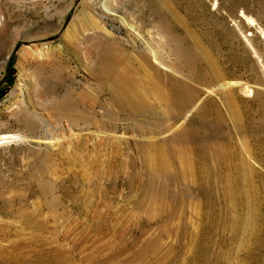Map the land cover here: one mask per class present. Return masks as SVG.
<instances>
[{
	"label": "rangeland",
	"instance_id": "rangeland-1",
	"mask_svg": "<svg viewBox=\"0 0 264 264\" xmlns=\"http://www.w3.org/2000/svg\"><path fill=\"white\" fill-rule=\"evenodd\" d=\"M99 30L148 108L132 116L110 103L105 129L79 130L46 103L67 87L105 89L68 39ZM51 47L75 80L56 79ZM172 82L166 118L156 92ZM179 129L173 161L159 142ZM83 132L119 137L102 150L125 161L118 177L88 168L89 148L71 145ZM9 134L20 138L0 144V264H43L42 252L65 255L59 264H264V0H0V138ZM76 153L95 200L127 215L85 211ZM27 210L48 228L27 227Z\"/></svg>",
	"mask_w": 264,
	"mask_h": 264
},
{
	"label": "bare ground",
	"instance_id": "bare-ground-1",
	"mask_svg": "<svg viewBox=\"0 0 264 264\" xmlns=\"http://www.w3.org/2000/svg\"><path fill=\"white\" fill-rule=\"evenodd\" d=\"M74 38H76V37L71 36L68 39H70V41L72 42L71 47L73 48V50L76 54V58L79 61L81 59L88 60L87 61L88 62L87 68L89 69L90 73L95 77V79H97V81L99 83L104 85L105 89H99L95 86H92V84H89V87L88 86L83 87L80 90H73L72 88L67 87V89L64 91V93H62L63 95L59 96V98H57L53 101H50L49 103H46L47 105H49V107H51L52 109L55 110L56 114L61 116L59 118V121L62 122L63 118H65V119H67L70 127H72V128L78 127L79 130L87 129V131H89V129H88L89 127H98V128H104L105 129L106 126H108V124L106 122L107 120H105V117H107L110 113H111V115L114 114V113H112L111 108L109 106L110 103H113L115 105L117 104L118 106H120L119 108L121 111L124 110V111L128 112L129 115H132V116H134L135 114L146 113L147 108H148V102L145 99V95H144V93L141 94V92L139 93L136 91V89H134L130 75H128V73L126 74L124 72L123 68H122L123 70H121L120 66L122 64H124L122 62V53H121L120 47L116 45L115 41L110 40L111 39L110 35L107 34L106 32H104L103 30H99L98 32L93 33V35H91V36H85L83 38L82 42H79L82 39L77 41L79 37H77L76 40ZM93 51H95V54L93 53ZM35 52L37 54L39 53V51H35ZM50 53H51V55L53 54V57H51L50 61H48V62H53V63H55L54 65L58 66V67H56V69L54 71L56 73V75H55L56 79L58 81L61 80V78H65V79L71 78V79L75 80L76 76L74 74L76 71L74 73H72V71L70 72V70L69 71L67 70V65H66V61H65L67 59H64L62 57L60 51H58L55 48H52ZM76 68L73 70H76ZM179 84H180V86L182 85V83H180V81H179ZM151 85H153V84L151 83ZM135 88H136V86H135ZM157 90L158 91L156 92V94L158 95V98H159L160 102L162 103V105H164V112L163 113L165 115H167L166 118H169V115H171L170 109H171V105H172V100H173V96L175 93V90L173 88V82L171 84H167V87H160L159 89L157 88ZM105 93L106 94L108 93V97H103V94H105ZM98 107H100L99 108L100 110H97ZM27 110H29V109H27ZM39 121H40V119H39ZM43 124L46 125V122H44ZM48 125H46V126H48ZM60 125L63 126V123ZM134 125L136 126L135 123H134ZM114 126L115 125H113V127ZM170 127H168V128L170 129ZM46 128L48 129V127H46ZM142 130L144 133H147L148 131H152V128L144 127V128H142ZM184 134H185L184 129H181L180 131H178L176 133L174 132V134H172L170 137H168L164 141L159 142V143H162L163 145H166L165 147H167V151L169 153H171L172 156L175 158V159H173V161H175V160L180 161L183 158V150H179V149L177 150V148L175 149L173 142L180 140V139H181L180 141L184 140ZM47 137L51 138L53 136L48 135ZM19 138H20V136H16L13 134L5 135V136L0 138V144H3L5 142H10V141H15V140H18ZM118 138L116 136L110 137L109 135H103V136H100V138L99 137L96 138L92 134V132H83V133H79V135H77V137L72 140L71 145L74 149H76V151H78V150L82 151L85 148H89L87 150V153L85 156V162H86V165L88 166L89 169L96 168V177L97 178L101 179L103 177L109 176V177H111V179H113V178H116L120 175V173L122 172L123 165L125 164V161L121 158L119 152L115 151V152H112V154H110L111 152L110 153H108V152L102 153V150L108 151L107 149H110L111 146H115L117 143H120L119 142L120 139H118ZM93 139H96V143L94 145L91 144L92 145L91 146L89 144V142L92 141ZM100 144H103L104 147L99 148L100 150H98L97 149L98 147L96 148L95 146H99ZM157 145H160V144L157 143ZM116 148H118V146ZM118 149H120V148H118ZM77 153L73 155V161L76 164V166H78L80 168V174H81V178H82V180H81V183H82L81 196L85 199V203H84L85 211H87L89 213H93V214H95V213L99 214V211L105 212L106 213L105 216H107V218L110 215H114L113 217H115L116 219L123 217L121 215H127L129 213V210L127 209V207L122 206V207H120V209H116L115 204H114V200L110 201L109 203H105L99 199L95 200L96 195H97L96 193H98V192H96L95 188H92V183H93L94 177H92L93 175L91 176V174L87 168L86 169L83 168L82 163L84 160H82L78 156ZM140 153L143 156H145L146 159L148 158L145 155L144 147L142 145L140 146ZM165 155L164 156L161 155L157 158L158 163L161 162L163 164V162L167 161V159L165 158ZM128 163L132 166H135L136 165V159L132 158ZM167 165H166V167H167ZM132 174L134 176L136 173L133 172ZM152 174H151V176H152ZM113 193L115 195L116 192H113ZM128 201H130V198ZM111 202H113V203H111ZM142 203H143L142 200L136 199L134 201V207L137 208ZM118 211H120V212H118ZM93 218H94V216H93ZM99 219H101V218H99ZM94 220H96V219H94ZM21 221H23V223H25V225L31 229L43 230V229L48 228V226H49L47 221L42 220L40 218H35L32 215V213L30 212V210H27V212L25 214H23ZM102 221H104V220H102ZM118 221H121V220H118ZM53 222H54V224H53L54 230H57L59 228L57 219L55 218L53 220ZM112 223H113V221H112ZM97 224L99 225L100 223H97ZM115 225H117V224H115ZM112 227H113V225H112ZM33 237H35V236H33ZM44 242H46V241H44ZM62 251H58L57 253L59 254ZM65 254H67L68 259L69 258L71 259V257H72L71 254L70 255H68V253H65ZM51 255L52 254L49 252L48 253L42 252L40 257H39V260L43 264H49L50 261H54V262H56V264H59L62 261V258L65 256V255L59 254V255H53L54 257H49ZM5 258H7V259L12 258V256L10 254V255H7ZM1 260H5V259L3 258ZM17 260H19V258H17ZM28 261H29V259H28Z\"/></svg>",
	"mask_w": 264,
	"mask_h": 264
}]
</instances>
